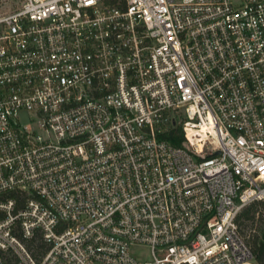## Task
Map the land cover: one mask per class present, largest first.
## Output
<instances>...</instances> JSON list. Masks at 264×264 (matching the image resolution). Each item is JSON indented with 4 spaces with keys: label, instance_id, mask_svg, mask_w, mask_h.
<instances>
[{
    "label": "built area",
    "instance_id": "built-area-1",
    "mask_svg": "<svg viewBox=\"0 0 264 264\" xmlns=\"http://www.w3.org/2000/svg\"><path fill=\"white\" fill-rule=\"evenodd\" d=\"M251 205L264 0H0V264H257Z\"/></svg>",
    "mask_w": 264,
    "mask_h": 264
},
{
    "label": "rangeland",
    "instance_id": "rangeland-1",
    "mask_svg": "<svg viewBox=\"0 0 264 264\" xmlns=\"http://www.w3.org/2000/svg\"><path fill=\"white\" fill-rule=\"evenodd\" d=\"M251 212L254 213L252 218H240L238 221L240 233L250 247L255 242L260 244L264 241V209L255 205L251 208ZM130 252L139 261L151 259L146 247H131Z\"/></svg>",
    "mask_w": 264,
    "mask_h": 264
},
{
    "label": "trees",
    "instance_id": "trees-1",
    "mask_svg": "<svg viewBox=\"0 0 264 264\" xmlns=\"http://www.w3.org/2000/svg\"><path fill=\"white\" fill-rule=\"evenodd\" d=\"M255 205H251L247 207L246 209L243 210L241 215L239 216L240 218H245V219H250L253 217V212H251V208ZM238 219V221H239ZM252 254L254 257V260L257 264H264V241L261 242L260 244H256V242L253 244L251 247Z\"/></svg>",
    "mask_w": 264,
    "mask_h": 264
}]
</instances>
